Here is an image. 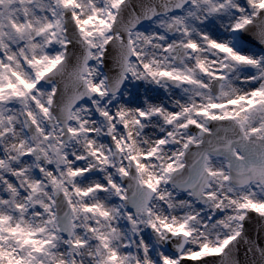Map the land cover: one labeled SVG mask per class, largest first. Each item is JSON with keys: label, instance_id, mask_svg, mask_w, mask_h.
I'll return each mask as SVG.
<instances>
[{"label": "snow or ice", "instance_id": "obj_1", "mask_svg": "<svg viewBox=\"0 0 264 264\" xmlns=\"http://www.w3.org/2000/svg\"><path fill=\"white\" fill-rule=\"evenodd\" d=\"M0 264H264V0H0Z\"/></svg>", "mask_w": 264, "mask_h": 264}]
</instances>
